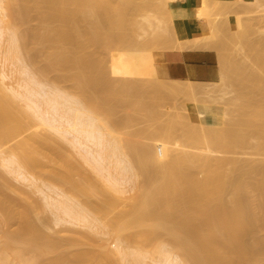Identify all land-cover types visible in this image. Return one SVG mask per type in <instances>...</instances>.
Instances as JSON below:
<instances>
[{
    "label": "bare ground",
    "instance_id": "obj_1",
    "mask_svg": "<svg viewBox=\"0 0 264 264\" xmlns=\"http://www.w3.org/2000/svg\"><path fill=\"white\" fill-rule=\"evenodd\" d=\"M215 1H217L216 2L217 4L221 2L220 0H215ZM211 2L212 0H210V2L209 0H195L190 11H187L186 9H184L183 14L185 16L184 23L186 26V32L184 33L177 32L178 35L177 34L176 35L178 37L177 36L176 37L178 38V40L175 39L176 38L174 36L175 34L173 35L175 38L170 36L172 38L170 42H173V44H176V43L180 44V42L182 41L184 42V40L186 42L188 40L189 42V39L190 40L193 39V42H195L197 40H194V38L197 39L196 37L203 36V35L206 36L207 33L210 34L209 31L214 32L215 29L213 31V28L211 27L212 25H214L213 23H211L213 21V18L212 19L210 18L212 16L211 15L212 10H210ZM136 4H137V0H0V23L5 25L3 27H0V39H1V36L4 35L3 34L4 29H6V27L12 23L13 17H16V18L18 17L19 22L20 21L23 22L21 23L23 25L24 21L26 20L29 21L31 19L30 16L35 15L36 16L35 18L38 20L37 22L39 25L34 30L35 35L33 36L34 37L36 36V38H38L41 41V44L42 43L46 44L50 49V50L48 49L49 54L45 57L44 67L46 68L47 71L49 70L51 72L56 73L57 75L59 73L60 76L62 75V73H64L61 76V77H64L62 79V82L63 80L69 81L80 91V95L78 97L75 96L74 99H71V98L63 99L62 97L63 103L65 105L68 104L67 105L68 109L67 110L64 109L65 111L63 112H61L62 111L61 108L64 105L62 101L59 102L60 100L57 101L51 98L50 102L53 105L52 109L54 110V114H51L50 116V112L46 111L47 114H49L48 120L51 124L56 125L60 119L62 120L64 119L72 126V128H74L78 132V134H80V137L83 136L86 140H91V139H88L91 136L90 133L93 134V132L94 133L98 132L101 135L100 137V135L98 134L99 135L98 137H100V140H97V142L99 141V143L101 142V140L104 139V137L107 134H114L113 133L114 129L112 130V126L118 127L119 125L118 118L120 117L125 118V125H129L130 127H133V129L130 130V132L132 131V136H135V137L131 136L132 139L128 137L129 140L126 141L127 145H125L124 147H127L130 150L131 155L133 156L134 167H136L137 169V175H139L140 178L142 176L141 181H142L143 187L134 194L133 201L134 200L135 201L134 202L132 201L131 203H129L132 205L122 210L121 207L118 206V204L120 205L121 201H123L124 199H128L125 196L119 195V196H113L110 198L106 197L108 199L100 198V196L102 195L101 193L102 190H100L101 192H98L96 188L98 184L94 185L96 184L95 182L91 183L92 181L91 179H90L91 181L88 182L89 179L84 177L85 181L87 180L86 183L84 181H80V179L75 180L74 178H77L78 176L74 177L71 170L68 169L63 172V171L56 169L55 166L52 165L51 169L47 170V180H49V182L42 183V185L46 187L47 190L49 189V191L51 190L52 192H55L54 194L57 195V198L52 197L54 202H51L50 204L55 208V210H59V212L60 210H62L63 215L68 217L67 219V218H62L59 216L60 218H58V222L63 221V222L71 223V221L74 220L80 224L83 223V225L89 224V226L91 227L92 226H97V227L105 226L106 227L107 225L106 222L104 223V221H102L103 217L108 213H109V216L115 215L116 213L114 214V211H117V209H119L120 207L119 209L120 211L118 210L119 212L115 216H111L112 225H115V227L113 228V231L117 234V236H121L123 232H125L126 230L130 231V229H133V230L135 229L134 230L135 232L133 231L134 233H131L130 240H142L146 244H150L155 238L157 237L159 238L160 235L167 234L168 235L167 237L172 241V245L174 244V247H176L178 250L182 252L188 264H262V263L264 264V257H263L264 255H262L261 257H259L260 255L257 257H255L256 255L254 257H249V256H252L251 254L253 255L254 254H264V238L262 237L263 239L261 238L260 240L259 237H257L259 241L255 240L257 241V243H255L254 241V244H252L253 242L250 243L247 241L248 235L250 236V234H256L259 231L260 224L258 223L257 218H255L253 212L250 210L249 206H247L248 203L246 201V196H245V191H246L245 186L246 185L244 183L245 181L243 180V177L245 176V174H247L249 170L248 168L253 169L259 175L260 180L262 181L261 185L259 186L264 191V185H263L264 162L260 164H256L254 166V165H251L250 163H247L246 161H242L234 157L232 158V156L228 157L226 155L227 157H224L225 154L233 152V149H235L233 146H235V144L236 146L238 144V146L240 147L241 144H244L246 142L247 138H245L244 136L247 133L243 136L242 135L243 133L239 134L238 132L234 130V127L233 129L228 128V127H226L225 129L224 127L223 129L221 128L215 129L216 126L212 128L211 126L212 124L209 125L210 122H208L209 123L208 126H211V128L208 129L206 122L210 119L208 120L205 119L206 120L205 122L202 121L204 120V116L201 114L202 112L200 113L201 120H197L194 117H192L196 114L194 113L191 116V112L193 113V111H190V110H192L193 107L192 108L189 107L190 110L187 109L186 107L185 109L190 111V112L188 111L190 113L189 115L194 120H197L196 123L194 124H192L191 122H187L186 120H188L189 117L185 119L186 118L185 115H184V118L183 117L181 118H183L184 121H186L188 124L182 121L183 119L182 120H180V118L178 119L177 117H179L180 114L176 118H172V119L170 118L167 123H164L162 121V115L163 113L166 112V109H165V106H163V104L161 103L162 101L160 102L159 100L160 96L162 97V95H165V94L168 95L167 93L171 91L172 89L173 90L176 89L175 92L173 90L171 91L173 95H175L178 91L180 92V90L184 91V87H182L184 85L179 84L182 80L171 79L169 76L168 78H164L160 80V78L164 77V75H162L163 67L161 70H159L161 67L158 66L159 72H158V76H156L157 72L155 70L152 71L153 65L152 66L148 65V64H152L154 60H151L152 57L151 58L149 57L150 58L149 61L151 63L147 61L148 57L146 54L148 53L146 52L147 50L144 45H147L149 42L156 44L155 43L156 41L155 40L152 41L150 38L155 36V39H156V37L158 36V38L160 39L161 37H159L158 32H155V34L153 33L152 35L154 36H150V38H147V40L143 41L142 44L139 43L140 44V45L138 44L139 47L137 45L135 46L132 44L131 41H135L137 39L136 38L135 40H131V38H133V36L131 35L135 33L132 26L135 23L137 24V22H135L136 20L134 21V19L138 20V18L136 17L134 18L133 15H135L136 11L138 12L144 9V8H141V6L138 4L137 6H139L138 8L140 9L136 8L138 10H134L135 7L133 8V6H135ZM147 6H149V4ZM154 7L156 10L158 6L154 5ZM182 7H186V6H182ZM173 8H176V6L172 7V9ZM131 9L134 14L130 12ZM165 10H167L165 11V13L167 12L170 15V11L168 12V10L170 9L167 8ZM190 13H192L193 15L190 16L189 15ZM137 14H139V12ZM145 14L146 13H143L144 16ZM5 15L10 16V18L8 20H5L4 19ZM169 15L168 16L166 15V16L169 17ZM144 16H143V20H144ZM168 24H167V28H168ZM147 25H150V21H149V24ZM141 26L142 25L140 24V27ZM170 26L172 25L169 24V28H168L170 30V31L168 30L169 33L172 31L171 30L172 27L170 28ZM133 27H135V25ZM163 27L164 26H162V28ZM26 29H27L26 33H28L29 28L26 27ZM17 30H15L12 34L13 38L11 37L12 43L10 46L11 48L10 52L12 51L11 54L15 57L21 55L22 50L24 48V43L27 42V40L25 41V39L22 38V35L20 33L21 30L19 32ZM23 30L25 29L23 28ZM132 31L134 32L132 33ZM213 34L217 35V33H213ZM220 35L221 34H219V36ZM36 38L35 40H37ZM167 38L170 39L169 37ZM210 38L212 37L210 36ZM148 39H150L151 41L147 42ZM174 40H176L177 42ZM38 41H37V44H39ZM161 41L162 40H160L159 42ZM202 42L204 41H201V43ZM225 42L228 43L227 40ZM191 43L192 42L190 41V44ZM250 43H249V47H250ZM258 43H261V42H258ZM256 44H257V41H256ZM122 45H124L125 47L126 45L129 46L128 49L124 47L127 51L123 50L124 52H122V49H121L122 47H120ZM213 45L215 47L217 44L215 45L213 42ZM192 46L194 45L192 44ZM226 46H225V49H226ZM174 47L175 46H172L170 50L173 49ZM209 47H210L209 44H208V47L205 46L206 49H208ZM118 48H120V51L118 50ZM211 48L214 50L213 47ZM220 49H217L216 51H219ZM144 50L146 54L144 53ZM35 51L37 52V50ZM32 53H33V50H32ZM161 53H162L161 51L160 53L158 52L160 56H161ZM223 53L225 54V52ZM223 53L220 55L218 52V56L220 55L219 58L222 57V59L226 62V59L223 58L224 56H222ZM41 54L43 55V53ZM145 55L147 57L146 59H145ZM226 58H227V55H226ZM231 59L229 58L228 60L231 61ZM223 60L221 63L224 68L228 62H226V65L224 66ZM236 61L241 62L240 59L239 60L237 59ZM159 62L162 63L161 60ZM157 64L161 66L163 63L162 64L157 63ZM157 64L155 66H157ZM237 64L239 65L240 63H237ZM140 66L143 68H141ZM155 68L157 67H154V69ZM232 68H230V70H232ZM234 69L235 68H233V70ZM3 72H0V145L9 144V146H11L12 149L14 148V149H18L21 151L20 158H13V157H11L10 159L5 158L6 161L8 160V162H6L5 160L3 161L7 164L9 163L10 165L12 164L13 166H15L13 169L16 170L17 173H19L23 177L22 179L23 181L26 180L27 182L28 181L34 182L38 180L36 179L37 177L36 176L34 177V174L32 175V173H28V172L30 170H33L35 172L38 170L37 167L39 166L41 167L43 165L42 161L40 160L42 159L40 156L45 155L44 150L47 149L46 145L51 143L50 141L53 138L51 140H49L50 139L49 137H47L49 139L43 138L40 135V131H41L40 127L38 125L34 126L33 122L27 119L28 117L27 115L23 116L25 114L24 112H21L24 114H20V111H17V109L15 108L17 104L15 107L13 105L14 98L19 97V96L22 97L23 94L17 89H15L17 87H14L12 85L11 86L14 88L12 87L10 88L13 94L14 93L15 94L10 96L8 93L5 92V89H4L5 85L7 86L10 85V83L9 85L6 84L8 83L6 81L9 80L10 77L8 74H5ZM24 72L25 74H29L28 73L29 71L24 70ZM159 73L161 74L159 75ZM165 73L166 72H164V74ZM233 73L235 74V72ZM154 75L156 77H159V79L158 78L156 79ZM161 75L163 77H161ZM222 75H224V73ZM60 76L58 78H61ZM32 78H33L32 81H34V77ZM220 79H222L221 76H220ZM156 80H160L161 82L159 81L160 83H157ZM169 80L174 82L175 84L171 85ZM224 80H225V77H224ZM240 82H242V79L241 81H239V83ZM34 83L38 84L36 81ZM188 84H190L189 87L191 88V83H188ZM245 85H248V84H246L245 82L244 86ZM199 86L201 87V85ZM244 86H242L241 88H243ZM23 88H25V86ZM260 88H263V87H260ZM201 89L202 88H200V92H201ZM205 89L207 88L205 87ZM25 90L28 93L27 102L30 104L31 107H33L31 104L33 105L36 104V101L33 98L36 96L38 91L32 86L28 88L26 87ZM186 90L188 91V94H189V91L190 93L194 91V89L193 91L192 89H189V90L186 89ZM212 90L210 92H212ZM185 91L183 95L187 96V92L185 94ZM202 91H206L204 90V87ZM214 91L216 92L217 90L214 89ZM243 91L245 92L246 90H243ZM180 93L182 94V92ZM201 93L206 94L205 92H201ZM207 93H208V90H207ZM118 94L120 96H118ZM150 94H152V96ZM121 96L125 97V98L122 97L123 103L126 106L131 108V110L129 109L130 112H127L126 117L122 116L123 114L122 115L120 114L121 112L120 109H122L123 104L121 107L119 106L120 115L118 114V110H116L117 108H114L115 106L119 105V103H121L119 102L122 99ZM147 96L148 97L150 96L153 99L150 100L151 98L149 97L150 101H145L144 99ZM208 96L211 97L210 94ZM243 97L246 98L245 95ZM185 98L188 100L187 97ZM213 98H216V97H213ZM262 99L264 98L262 97ZM200 100H203V99H200ZM226 102H228V99ZM86 104H88L87 107H86ZM229 104L231 105V103ZM89 106H91L90 110L87 109ZM262 106H263V103L261 104L260 108H264ZM18 108L20 109V107ZM38 108L39 106L37 105L36 109ZM173 109H174V106H173ZM228 110H226L225 113H227ZM204 111L205 110H203V113ZM261 111H263V113L261 112L262 114H260L259 112H258L259 114H257V112H254L256 113V115L253 117H256L257 115L262 116L264 114V109H262ZM183 113L184 112H181V114ZM139 114H143L144 116L143 115L139 116ZM204 114H205V118H210V117L212 118V116L207 117L206 111ZM197 115L198 117H200L199 114H196L195 116ZM246 115L248 114L246 113ZM25 117L27 121L25 120ZM262 118H264V116H262ZM262 118L260 119L262 120ZM260 119L258 120L260 121ZM75 120H78V121L75 122ZM164 120L165 122L167 121L166 119ZM201 121L204 126L200 123ZM251 121L252 119L248 118V122H251ZM28 122L29 123L32 122L31 125ZM227 122L228 121H226V123ZM211 123H214V122L212 121ZM232 123L234 122H231L230 124ZM200 124L203 126V128L207 126L205 127L206 130H204L205 128L203 129ZM254 124L256 125V123ZM32 125L37 129H35ZM177 126L181 127L179 130V133L184 138V141H187L190 144H193L191 149H186V145H182V147L180 148L171 147V146H161V145L158 146V144L155 145L156 143L155 144L145 143L146 141L143 142L142 140H140L141 138L145 136H149L151 139L155 141L157 139V143H158L159 137L160 139L162 138V140L165 141L164 143L169 142V140L172 137V134H174V132L178 130ZM236 130L239 131L238 128ZM114 135L116 136V134ZM256 135L257 134H255L254 136ZM76 137L78 138L79 136H76ZM262 137L264 138V136ZM97 142L94 144H98ZM80 143L84 144V142H80ZM123 143L125 144V142ZM260 143L257 147H255L257 148L256 151H259L258 153H260L261 151L264 152V143H261V145ZM175 146H178V145L176 144ZM217 146H219L220 151L221 149H223V151L221 152L222 154L224 152V156L215 157L216 155H214V157H212L213 155L212 152L219 150V148L216 149ZM212 148L213 149L215 148L216 150L213 151ZM58 149L56 150L60 151ZM64 152L66 151H63L62 153ZM209 152L212 155H210ZM60 153L58 155H60ZM48 157L51 163L53 162V164L55 165L57 164L59 166L60 163H58L57 158L51 157V156H48ZM94 159L100 165H102L101 161L105 160L102 157L101 159L97 158V156H94ZM108 170L111 172V169L107 168V170H105L106 173ZM80 171L78 173H80ZM109 171H108V176H107L108 179L110 178V175H111ZM82 176L83 175H81V177ZM55 180L60 181V183H62L63 185L69 184L71 188L75 189L78 192V194H81L85 196L86 198L84 199L81 198L78 201L66 195L67 193L65 194L63 191H60V189L53 188L52 187L53 184L52 185L50 184L53 181L55 182ZM87 182L89 184H87ZM115 183L118 184V186L121 185V182L119 181V179H118V182L115 181ZM69 185L67 188H69ZM64 186H67V185H64ZM99 188L101 187L99 186ZM68 190L70 191L72 189H68ZM75 190L74 192H76ZM116 190L122 192L120 187H118V189L116 188ZM227 190H231V191H227ZM226 191L228 193L234 192L233 193L234 195L232 196L231 199H226L225 197ZM99 193H101V195ZM103 195H104V192H103ZM91 196L92 197L96 196V198L94 197L95 200L93 199L91 200L90 199L92 198ZM97 197L99 198L97 199ZM130 197L132 198V195ZM96 199L98 200L97 202H96ZM83 204L85 206L86 205L89 206V208H91L98 215H93L89 211V209L86 208ZM32 206L34 208L38 207L34 205ZM30 210L32 211V209ZM25 212L26 211H24V213ZM15 216H16V212L12 209V207L7 202V200L0 198V224L1 226H3V227H0V232L4 231V233L1 232V234L3 233L2 235L3 237L0 238L2 239L0 240V259L2 261L7 259V256H8V253H10L9 252L10 250L14 249L15 251H17L16 248L18 247H16L15 243L17 244L18 242L23 243V244L24 243L29 244V247H30L29 250L32 249L31 250L32 252H33V249H37V250L40 249L38 250L39 253H36L37 252L36 250L35 253L37 255L39 254L43 255L45 253L46 255L47 253H50V254L56 253V255L54 254L55 257H53L48 264H86L87 262L86 258L91 257L92 255L91 252L87 250L80 251L79 249L78 251L75 250L76 252L73 250L70 253L69 252L66 253L67 251L65 250V248H61L63 247V245L60 242L63 241L65 237H67L68 241L65 238L67 242L65 241L64 244H68V245H64V246L67 247L71 245V241H73L75 238L77 239L74 240L73 243L80 241L79 237L81 235L83 236V234L85 235V233H81V235L79 234V237L73 238L74 235L69 237V238H72L73 240H70L68 236H63L64 238L61 236L62 237L61 239H60V236L58 237L55 236L56 238L53 237L55 239L54 240L53 238H51L52 236H54L53 234L52 236H49L48 234L42 233L41 231H39L40 229H38V232H36L37 230L35 231L36 233L34 232L35 235L33 237L28 238V236L30 235V231L35 226L32 227L33 223H30L31 221L30 222L28 221L29 223L25 221L22 224H20L17 229L10 230V227L12 226V223L16 218ZM111 222L109 219L108 223H111ZM256 230L258 231L255 233ZM57 238L60 239L61 241L58 240ZM56 239L58 241H56ZM76 244L79 245L80 243L78 242ZM73 245L74 244H72V246ZM25 249H27V246ZM61 249H64L66 252L64 253L59 252ZM27 250L25 252H20V255L16 253L15 251L14 253L18 254V256H21V253H22L23 257H25L24 255L28 254V257H29L31 255L27 253ZM58 253H61V254H58ZM96 254L98 256V253ZM99 255L101 256V254ZM97 256L96 258H98ZM28 257L27 259L30 260V258ZM95 260L97 261L98 259H95ZM30 262L32 263V261ZM101 262L102 260L100 261L99 259V261H97L96 264H103Z\"/></svg>",
    "mask_w": 264,
    "mask_h": 264
},
{
    "label": "rangeland",
    "instance_id": "obj_2",
    "mask_svg": "<svg viewBox=\"0 0 264 264\" xmlns=\"http://www.w3.org/2000/svg\"><path fill=\"white\" fill-rule=\"evenodd\" d=\"M180 1L181 0H140V1L137 0V4L135 6H133V8L135 7L134 10L140 9V8H138L139 6H137L139 4L141 6V8H144L143 10H141L142 12L138 11L139 14H137L138 12L136 11L135 15H133L134 13L132 12V9H131V11L129 10L131 13H133L132 14L133 17L134 18L136 17L139 20L138 21L137 19H134V21L136 20L135 22H137V24L134 22L135 24L134 23L133 24L135 25V27H133L134 25L132 26L135 33H133L134 31H132L133 34L131 33L132 34L131 36H133L134 39L131 38V40H135L137 38L135 41H131L133 45L138 46L139 43L142 44L143 41L147 40V38H150V36H154L152 34L153 33L155 34V32H158L159 34L158 33H156V34H158L159 37H161L159 39L158 36L156 35L157 36L156 39L158 40V42L155 39V36L152 37L153 39L150 38L152 41L155 40L156 44L149 42V41H151L150 39H148L147 42H149V43L147 45L143 44L146 47V50H147L146 52L148 53V54H146L145 50H144V53L148 57L147 61H149L151 57H152L151 60H154V62H152V64H148V65H150V66L153 65V67H152L153 70L152 69L151 70L152 71L155 70L157 72L156 76H158L159 70H161L163 67L162 75H164V77L161 75V77H163V78H160V80H162L164 78H168V75H167V73L164 74V72H165L164 66L159 61L163 57L164 52L169 50L172 46H175L174 47L175 49L198 48L199 47V49L205 50L206 49L205 46L208 47V44H209L210 47L208 49H209V51H212L214 53L215 58H216V65H217L218 73H217V76L214 80L203 81V82L202 81H193V80H182L179 84L184 85V86H182V87H184V91L186 89H188V90L192 89V91L194 89V91L191 93L189 91V94H188V91L186 90L185 94L187 92V96H185V95H183L184 94L183 90L181 91L180 89H178V90H180V92H182V94L178 91L177 93L178 94L180 93L179 95L177 93H176L177 95L175 93H174L175 95H173V93L171 92L173 89L172 90L169 89L171 91H169L170 93L169 92L167 93L168 95L165 94V95H162V97L160 96L161 99L159 98V100H160V102L162 101L161 103L163 104V106H165V109H166V112L163 113V115H162V121L164 123H167L170 118L171 119L176 118L180 114L179 117H177L178 119L180 118V120H182L184 118V115H185L186 116L185 119H187V117H189L188 120H186V121L194 124V123H196L197 120H201V114H202L204 116V120H202V121L205 122L206 120L210 119L206 122L207 126L209 124L208 122H210L209 125L212 124L211 125L212 128L216 126L215 129H220V128L223 129V127H224V129L226 127L233 129V127H234V130L236 132H238L239 134L243 133L242 134L243 136L247 133L244 137L247 138L248 140L246 139V142L244 144H241L240 147L237 144V146L240 149L235 144V146H233L235 148V149H233V152L227 153L224 156V152H223V154L221 152V151H223V149H221V151H220L219 146H217L216 149L219 148V150H217V151H215L216 150L215 148L214 149L212 148L213 151H215V152L211 151L213 155L209 152V154L212 155V157H214V155H216L215 157H222V156L230 157V156H232V158L234 157V158H237L239 160L246 161L247 163H250L251 165H254V166L256 164H260V163L264 162V152L261 151L260 153H258L259 151H256L257 148H255L259 145L260 142L264 143V138L262 137V136H264V134H263L264 133V118H262V116H264V114L262 116L257 115L256 116L257 118L253 117L256 115V113H254V112H257V114H259V113L262 114L263 111H261V110L264 109V108H260L262 103H263L262 107H264V99H262V97L264 98V89H263L264 88V49H262V48H264V0H220L221 2L218 4L216 3L217 1L212 0V2L210 3L211 4L210 10H212L211 11L212 16L210 18L211 19L213 18V21L211 23H213L214 25H212L211 27L213 28V31H214V29H215V31L214 32L209 31L211 35L209 33H207L212 38H210V36H208L206 34V36L203 35V36L196 37L197 39L194 38V40H197L195 42H193V39L192 40L189 39V42H188V40H187V42L184 40V42L182 41L179 44V43H176L177 42L176 40H178V38H177L178 34L175 30H174L175 33L173 31V29H174L173 28V21H174V18L179 17V16L185 20L183 10H178V11L175 10L177 7H182L181 5H184V4L180 3ZM182 1H184V0H182ZM185 1H187V0H185ZM194 1L195 0L189 1L190 3L192 2V4H190L191 7H192ZM209 2H210V0H209ZM148 4H149V6H147ZM152 4H154L155 6H158L156 8V10H155L154 5H152ZM150 6H152V7H150ZM175 6H176V8L171 9L172 7H175ZM214 6H215V8H214ZM212 7H213V9H212ZM136 8H138V9H136ZM167 8L170 9V10H168V12L170 11V15L167 12L165 13V11H167L165 9H167ZM143 13H146L145 16L143 15ZM166 15L167 16L169 15V17H167ZM189 15L192 16L193 14L190 13ZM143 16H144V20H143ZM35 17H36L35 15L30 16L31 19L29 21L28 20L24 21L23 25L21 24L23 22H21V21L19 22L18 17L17 18L13 17L12 23L10 25H8L6 27V29H4V32H3L4 35H2L1 39H0V45L2 47V48L0 47L1 48L0 49V52H1V54H0V72L4 71L3 73L8 74L10 77L9 80L6 81V82H8L6 84L9 85V83H10V85L9 86L5 85V88H4L5 92L8 93L10 96H12L15 93L13 94L10 87H12V86L17 87L15 89L20 91L23 95H22V97L19 96V97L14 98V102H13L14 107L17 104V106L15 107L17 109V111H20V114L25 113L23 116L27 115L28 116L27 119L32 121L34 126L38 125L40 127V129H41L40 135L43 138L46 139L47 137H49L50 139L47 138L49 140H51L53 138L50 141L51 143H49L50 145L49 144L46 145L47 149L44 150L45 155L40 156L42 158L40 160L42 161L43 165L41 167L39 166L40 168L37 167L38 170L35 168L38 172L37 171L34 172L33 170H30L28 172V173H32V175L34 174V177L35 176L37 177L36 179H38V180H36L34 182L33 181L27 182L26 180L23 181L22 180L23 177L19 173H17L16 170L13 169L15 166H13L12 164L10 165L9 163L7 164L3 161V160L6 161V159H10L11 157L20 158L21 151L18 149H14V148L12 149L11 146H9V144L0 145V198L7 200V202L10 204L12 209L16 212V216H15L16 218L13 221L12 226L10 227V230L17 229L19 227V225L25 221H27V223H29L31 221L30 223H33L32 227L33 226H35V227L30 231V235L28 236V238L33 237L35 235L34 232L36 230H37L36 232H38V229H40L39 231H41L42 233L48 234L49 236H52V234H53L54 236H52L51 238H53L55 236H57V237L60 236V239L63 236H68V238H69L72 235H74L73 238L79 237V234L81 235V233H85V235L83 234L84 238L82 235H81L82 237L81 236L79 237L80 238L79 239L80 241H78L80 243L79 245L76 244L78 242L73 243V241L76 240L77 238H75L74 240L72 238H69L70 240H73V241H71V245L69 243L70 246H67V247L64 246V245H68V244H64L67 237H65L66 239L63 237L64 238L63 241H61L58 238L57 239L60 240L61 242L60 241L59 242L63 245V247H61V248H65V250L67 251L66 252L64 249H61L59 252H63V253L69 252L70 253L73 250L78 251L79 249H80V251H83V250L90 251L92 255H91V257L86 258V260H87L86 264H96L97 261H99V259H100V261L102 260L101 263H103V264H188L184 255L182 254V252L180 250H178L176 247H174V244L172 245V241L167 237L168 236L167 234L161 233L163 235H160L159 238L157 237L158 239L155 238L150 244H146L142 240H130L131 233H134L135 229L134 230L130 229V231L126 230L125 232H123V234L121 236H117V234L113 231V228L115 227V225H112L111 216H115L120 211L119 210L120 207L123 210L125 208H128L130 205H132L129 203H131L133 201L134 194L143 187V184L141 181L142 176L140 178V176L137 175V169H136V167H134V163H133L134 162L133 156L131 155L130 150L127 147H124L125 145H127L126 141L129 140L128 137L130 139H132V137H135V136H132V131L130 132V130H132L133 127H130L129 125H125V118L120 117V118H118V121H119L118 127L112 126V130L114 129L113 133L116 134V136L114 134H107L104 137V139L101 140V142L99 143V141L97 142V140H100L101 135L98 132H96L97 134L93 132L94 135L92 133H90L91 136L93 135L92 138H91V136L90 137L87 136V137H89L88 139H91V140H86L83 136L80 137V134H78V132L74 128H72V126L67 121H65L64 119L63 120L60 119L56 125H53L49 122V120H48L49 114H47L46 111L50 112V116H51V114H54V110L52 109L53 105L50 102L51 98L54 100H57V101L60 100L59 102L62 101V103H63L64 98L74 99L75 96L78 97L80 95V91L69 81L63 80V82H62V79L64 77H61V76L64 73L61 72L62 75L60 76L59 73L57 75L54 72H51L49 70L47 71L46 68L44 67L45 57L49 54V51H48L49 47L44 43L41 44V41L38 38H36V36L35 37L33 36V35H35L34 30L39 25L37 22L38 20ZM166 17H167V19H166ZM9 18H10V16H8V15L4 16L5 20H8ZM217 19H219V20H217ZM149 21H150V25H147V24H149ZM168 23L172 25V26H170V28L172 27V29H171L172 31L170 32L171 34L169 33L170 30L168 29L169 28ZM140 24L142 25L141 27H140ZM167 24H168V28H167ZM3 26H5V25L0 23V27H3ZM162 26H164V27L162 28ZM241 26H243V27H241ZM26 27L29 28L28 33H26L27 32ZM23 28L26 31L23 30ZM141 28H143V29H141ZM157 28H159L160 30ZM15 30H17L18 32L21 30L20 33L22 35V38L25 39V41L27 40V42H25V43L28 44V46H27V44L24 43V48L22 50L21 55L16 56V57L11 54L12 51L10 52V50H11L10 46H11L12 38H13L12 34ZM210 30H212V29H210ZM167 31L169 34L167 33ZM213 33H217L218 36L216 34H213ZM219 34H221V35L219 36ZM173 35L175 37L176 36L177 37L175 38ZM31 36H32V38H31ZM135 36H137V37H135ZM170 36L174 37L176 39V40H174V41H176L175 42L176 44H173V42H170L172 39ZM231 36H233V37H231ZM167 37H169L170 39H168ZM219 37H220V39H219ZM224 37L225 38L227 37V38L225 39ZM249 37H250V39H249ZM33 38H34V40H33ZM35 38L37 40H35ZM216 38H218V39H216ZM198 39L199 40L202 39L201 41H204V42H202L203 44ZM258 39H259V41H258ZM160 40H162V41L159 42ZM226 40L228 41V43L225 42ZM37 41L39 44H37ZM136 41H137V43H136ZM190 41L192 42L191 44H190ZM220 41H222V42H220ZM250 41H251V43H250ZM256 41H257V44H256ZM213 42L215 45L217 44L215 47L213 45ZM218 42H219V44H218ZM258 42H261V43H258ZM134 43H136V44H134ZM165 43H166V45H165ZM181 43H182V45H181ZM249 43H250V47H249ZM145 44H146V42H145ZM192 44L194 46H192ZM177 46H179V47H177ZM225 46H226L227 51L225 49ZM120 47H122L121 48L122 52H124L123 50H126L129 48L128 45H126V47L124 45H122ZM211 47H213L214 50ZM220 48L221 49L223 48V49L221 50ZM208 49H206V50H208ZM210 49H212V50H210ZM217 49H220V50L216 51ZM32 50H33V53H32ZM35 50H37V52ZM118 50L120 51V48H118ZM160 51L163 53V54L161 53V56L158 54V52L160 53ZM218 52L220 55L223 52H225L228 59L232 58L231 61L228 60L226 58V55L223 53V55H222V56H224L223 58H225L226 62H228L226 65V62L222 59V57L219 58L220 55L218 56ZM232 52L234 54L236 53L238 57L236 56V54H235V56H236L235 57ZM41 53H43V55ZM146 55H145V59L147 58ZM158 56H160V57H158ZM157 58H158V60H157ZM236 58L238 60L240 59L242 64H241V62L236 61L237 60ZM222 60L224 61L223 62L224 66L225 65H226L225 67L228 66L227 67L228 69L225 67L223 68V65L221 63ZM234 61L236 64L234 63ZM230 62L231 63L233 62V63L231 64ZM149 63H151V62L149 61ZM157 63L162 64V65L160 66ZM237 63H240V64L238 65ZM156 64H157V66H155ZM243 65H244V67H243ZM158 66L161 67L159 70H158ZM154 67H157V68L154 69ZM232 67L235 69L233 70ZM240 67H241V69H240ZM141 68H143V67H141ZM219 68H220V70H219ZM230 68H232V70H230ZM238 68H239V70H238ZM250 68H252V69H250ZM258 68H259V70H258ZM223 69L225 72L226 71L227 72L225 73L223 71ZM24 70L29 71L28 72L29 74H25ZM220 71L222 74L224 73V75H222L220 73ZM228 71H230V72H228ZM232 71L235 72V74ZM253 73H255V74H253ZM160 74L161 73H159V75ZM229 74H231V75H229ZM238 74H240V75H238ZM253 75H254L255 79H254ZM59 76L61 78H58ZM220 76L222 77V79H220ZM223 76L225 77V80H224ZM227 76H228V78H227ZM32 77H34V81H32V79H33ZM157 78L159 79V77H156V79ZM240 78L242 79V82H240L242 85L239 83V81H241ZM160 80H156V82L160 83L161 82ZM35 81L38 84H35L34 83ZM185 81L187 84L191 83V88L189 87L190 84H188V86H187ZM169 82L171 83V85L175 84L174 82H172L170 80H169ZM245 82L248 85L244 86ZM225 83H227V84H225ZM199 85H201V87ZM238 85H240V86H238ZM24 86H25V88H23ZM31 86L38 91L36 96L33 98L36 101V104H34V105L31 104L33 107H31L30 104L27 102L28 93L25 90L26 87L28 88ZM242 86H244L243 88H245V89L241 88ZM14 87H12V88H14ZM197 87H199V88H197ZM203 87H204V90H206V91H202ZM205 87L207 89H205ZM260 87H263V88H260ZM9 88H10V90H9ZM200 88H202L201 92H205L208 95L210 94L211 97L204 94V93H201ZM214 89H216L217 91L215 92ZM175 90L176 89H174L173 91L175 92ZM207 90H208V93H207ZM211 90H212V92H210ZM243 90H246L245 91L246 93ZM77 92H79V93H77ZM197 92H199V93H197ZM169 94H171V95H169ZM243 94L245 95V97L247 99L243 97L244 96ZM150 95L152 96V94H150ZM188 95L190 98L188 97ZM118 96H120V95L118 94ZM62 97H63V99H62ZM122 97L125 98L124 96H121V98ZM149 97L148 96L146 98L144 97L145 98L144 100L150 101L153 99L150 97L151 99L149 100ZM185 97H187L189 101ZM204 97H206V98H204ZM213 97H216V98H213ZM118 98H120V97H118ZM123 98L119 101L121 103H119V105H117L118 107L115 106L114 108H117L116 110H118V114H119V111L121 110L120 114L121 115L123 114L122 116L126 117L127 112H130L131 108L126 106L123 103ZM175 98H177V99H175ZM185 99L187 100V102ZM200 99H203V100H200ZM204 99H205V101H204ZM227 99H228V102H226ZM157 100H158V98H157ZM199 101H201V102H199ZM166 103H167V105H166ZM214 103H216V104H214ZM222 103H223V105H222ZM227 103L228 104L231 103V105L230 104L228 105ZM88 104H86V107L88 106ZM122 104H123V107H122L123 110L120 109ZM37 105L39 106L38 109H36ZM67 105L68 104H66V105L64 104L63 107L61 106L62 111L61 110L60 111L63 112L65 110H67L68 109ZM172 105L174 106V109H173ZM180 105H182L183 107ZM73 106H75V105H73ZM240 106H241V108H240ZM18 107H20V109ZM90 107L91 106H89L87 109L90 110ZM185 107L187 109H189V107L190 108L193 107L192 110L189 109L190 111H193V113L191 112V116L194 113H196V114H199L200 117H198V115L195 116L196 115L195 114L192 117H194L197 120H194L189 115L190 111L186 110ZM226 107H228V108H226ZM127 108H128V110H127ZM198 110H199V112H198ZM203 110L206 111L207 117L212 116V118L211 117L205 118V114H204L205 111L203 113ZM226 110L229 111V112L227 111L228 114L225 113ZM21 112H24V113H21ZM181 112H184L186 114H184V113L181 114ZM246 113L249 116L246 115ZM143 114H139V116H142ZM119 115H118V117H119ZM174 115H176V116H174ZM244 115H245V117H244ZM163 116H165V117H163ZM181 117H183V118H181ZM248 118L252 119V121L248 122ZM260 118H262V120ZM27 119L25 117L26 121H27ZM164 119H166L167 121L165 122ZM202 119H203V117H202ZM214 119H216V120H214ZM223 119H225V120H223ZM258 119H260V121ZM76 121H78V120H75V122ZM182 121H184V119ZM186 121H184V122L187 123ZM202 121L200 122L201 124H202ZM212 121L214 123H211ZM226 121H228V122L226 123ZM32 122H30V123L28 122V123L31 125ZM215 122H216V124H215ZM231 122H234V123H232L234 126L232 124H230ZM191 123H189V124H191ZM246 123H248V124H246ZM254 123H256V125ZM202 125H201V127L203 128L204 125L203 126ZM254 125L256 128L254 127ZM207 126H205V127H207ZM211 126H208L207 128L209 129V128H211ZM180 128L181 127H178V130H176L174 132V134H172L171 139L169 140V142H166V143H164L165 141H163L162 138L160 139V137L158 138L159 139L158 143H157V139L155 141V140L151 139L149 136H145V137L141 138L140 140H142L143 142L146 141L145 143H151V144L156 143L155 145L158 144V146L161 145V146H171V147L180 148V147H182V145H186V149H191L193 144H190L189 142L184 141V138L179 133ZM237 128L239 131L236 130ZM35 129H37V128H35ZM89 129H91V128H89ZM204 130H206V128ZM127 133L129 136L127 135ZM98 134L100 135V137H98L99 136ZM255 134H257V135L254 136ZM86 135H84V136H86ZM76 136H79L78 138H80V139H78ZM246 136H248L249 138ZM173 137H175V138H173ZM92 139H94V140H92ZM94 141H96L98 144H94V143H96ZM80 142H84V144H81ZM123 142H125V144ZM159 143H161V144H159ZM261 143H260V145H261ZM122 144H123V146H122ZM176 144L178 146H175ZM118 145L120 148L118 147ZM242 145H243V147H242ZM122 147H124V148H122ZM61 148H62V150H61ZM56 149H58L60 151H57ZM63 151H66V152L62 153ZM59 153H60V155H58ZM42 156H44V157H42ZM48 156L57 158L58 163H60L59 166L57 164L56 165L53 164V162L51 163L49 161ZM94 156H97V158H100V159H101V157L105 159L104 161H101L102 165H100L94 159ZM62 157H63V159L66 157L64 159V161H63ZM65 160L66 161L68 160L67 161L68 163ZM6 162H8V160ZM5 165H7V166H5ZM52 165H54L56 169L63 171V172L68 170V169L71 170L74 177L78 176L77 178L73 177L75 180L80 179V181H84L86 183L87 180L85 181V178H84V177H86L87 179H89L88 182H90L92 180L91 183L95 182L96 184H94V185L98 184L96 186L98 192H101L100 190H102V192H101L102 195L104 192L103 196L101 195V193H99L101 195L100 198L108 199V198L113 197V196L123 195L128 199H124L123 201H121L122 203L120 202V205L118 204V206H120V207H119V209H117V211H114V214L116 213L115 215L109 216V213H108L103 217L102 221H104V223L106 222V224H107V225L105 224L106 227L105 226H100V227L92 226L91 227V226H89V224L83 225V223L80 224L74 220H72L71 223L63 222V221L58 222V218L62 217V218L68 219V217L63 215L62 210H60V212H59V210H55V208L50 204L51 202H54L53 198H57V195L54 194L55 192H52L51 190L49 191V189L47 190L46 187H44L42 185V183L49 182V180H47V170L51 169ZM105 165L107 166L108 169H111V172L108 170L111 173L109 179L107 177L108 171H107V173L105 171V170H107ZM129 166H131L132 168ZM248 169H247L248 170L247 174H245L246 177L245 176L243 177V180L245 181L244 183L246 185L245 186V190H246L245 196H246V201L248 203L247 206H249L250 210L253 212L255 218H257V221L260 224L259 231L256 230L255 233L258 231L256 234H250V236L248 235V237H247V241L250 243L253 242L252 244H254L255 240L259 241V239L261 240L262 237L264 238V191L259 186L262 183L259 175L253 169H250V168H248ZM79 171H80V173H78ZM112 171H113V173H112ZM81 175H83V176L81 177ZM88 175H90V176H88ZM118 179L121 182L120 186H118V184L115 183V181L118 182ZM88 182H87V184H89ZM50 185H52L53 188L60 189V191H63L65 194L67 193L66 195L72 197L75 200L79 201L81 198L82 199L86 198L85 196L78 194V192L75 189L71 188V186L69 184H64V185H67V186H64L58 180H55V182L53 181ZM68 185H69V188H67ZM263 185H264V182H263ZM99 186L101 188H99ZM118 187L121 188L122 192L116 190V188L118 189ZM68 189H72L73 191L70 190L71 191L70 192ZM74 190L76 192H74ZM227 191H231V190H227ZM72 192H74L75 194ZM226 192H225L226 199H231L232 196L234 195L233 194L234 192H231L232 194L228 193V192L226 193ZM131 195H132V198L130 197ZM94 197L96 198V196H94ZM94 197H92L90 199L95 200ZM106 197H108V198H106ZM98 198L99 197H97V199ZM97 199H96V202L98 201ZM32 205L38 206V207H35L36 208L35 209ZM85 207L88 208L89 211L93 215H98L91 208H89V206L86 205ZM30 209H32V211ZM33 210H34V212H33ZM24 211H26V212L24 213ZM109 219H110L111 223H108ZM0 227H3V226H1V224H0ZM1 232L4 233V231H1ZM1 232H0V238L3 237L2 236L3 233L1 234ZM257 237H259V239ZM81 238H83V239H81ZM57 239H56V241H58ZM0 240H2V239H0ZM70 240H69V242H70ZM67 241H68V239H67ZM257 241H255V243H257ZM24 244L20 243V242H18L17 244L15 243L16 247H18V248H16V247H14V248H16L17 251H15L14 249L10 250L9 251L10 253H8L6 260L2 261L0 259V264H48L50 262V260L53 257H55V255H56V253H54L55 255L53 253L52 254L47 253V255H46V253L43 255H40V254L37 255L36 253H39L38 250H40V249H38V250L33 249V252H32L31 251L32 249L29 250V248H30L29 244H27V243L25 245ZM72 244H74V245L72 246ZM26 246H27L28 250L25 249ZM23 248H24V250H23ZM26 250H27V253H29V255H31V256L34 255V256L28 257V254H26L27 256L24 255L25 257H23L22 253H21V256L23 259L21 258V256H18V254L20 255V252H25ZM36 250H37V252H36ZM14 251L18 254H15ZM29 251L32 253H30ZM96 253H98V256ZM58 254H61V253H58ZM94 254H96V255H94ZM99 254H101V256ZM251 255L252 256H249V257H254L255 255H256L255 257H257L259 255H260L259 257H261L264 254H254V255L251 254ZM96 256L98 258H96ZM99 256L102 258H100ZM27 257L30 258V260L27 259ZM31 259H33V260H31ZM95 259H98V260L96 261ZM30 261H32V263Z\"/></svg>",
    "mask_w": 264,
    "mask_h": 264
},
{
    "label": "crops",
    "instance_id": "obj_3",
    "mask_svg": "<svg viewBox=\"0 0 264 264\" xmlns=\"http://www.w3.org/2000/svg\"><path fill=\"white\" fill-rule=\"evenodd\" d=\"M180 1L184 4L177 7V10L190 11L192 2ZM187 2V3H186ZM172 9V8H171ZM173 28L178 33L186 32V26L182 17H176L173 21ZM164 70L171 79L211 81L217 76L218 69L216 58L212 51L198 48L169 49L164 52L160 59Z\"/></svg>",
    "mask_w": 264,
    "mask_h": 264
}]
</instances>
